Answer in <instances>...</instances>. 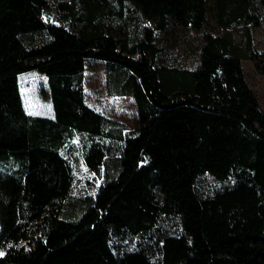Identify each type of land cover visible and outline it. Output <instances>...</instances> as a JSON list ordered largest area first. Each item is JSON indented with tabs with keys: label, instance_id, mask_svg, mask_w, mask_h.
I'll return each instance as SVG.
<instances>
[{
	"label": "trees",
	"instance_id": "obj_1",
	"mask_svg": "<svg viewBox=\"0 0 264 264\" xmlns=\"http://www.w3.org/2000/svg\"><path fill=\"white\" fill-rule=\"evenodd\" d=\"M178 27L193 69L169 62ZM259 28L264 0H0V264H264ZM91 63L134 128L86 104ZM27 72L52 118L24 111Z\"/></svg>",
	"mask_w": 264,
	"mask_h": 264
},
{
	"label": "rangeland",
	"instance_id": "obj_2",
	"mask_svg": "<svg viewBox=\"0 0 264 264\" xmlns=\"http://www.w3.org/2000/svg\"><path fill=\"white\" fill-rule=\"evenodd\" d=\"M145 26H148L147 24ZM241 31L236 33V39H242ZM174 33L179 39V45L171 53L169 62L175 63L188 69L196 66V56L193 54L194 43L191 37L195 33L189 30L176 28ZM187 40L188 45L183 41ZM255 47L264 49V28L254 31ZM244 76L258 100L260 108L264 111V77L259 75L251 62L242 64ZM21 101L24 111L32 116L52 118L53 111L49 98V91L45 76L37 72H27L18 76ZM85 102L94 111L117 120L132 129L137 124V115L134 101L131 97H109L105 92L103 68L100 63H91L84 71ZM77 166V178L80 180L78 190L85 189V176H88L85 168L79 163ZM219 183L210 177L204 176L202 182L197 185V193L200 196H211L213 189Z\"/></svg>",
	"mask_w": 264,
	"mask_h": 264
}]
</instances>
